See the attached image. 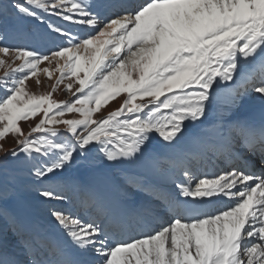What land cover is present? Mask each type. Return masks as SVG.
Listing matches in <instances>:
<instances>
[{"label": "snow or ice", "instance_id": "snow-or-ice-1", "mask_svg": "<svg viewBox=\"0 0 264 264\" xmlns=\"http://www.w3.org/2000/svg\"><path fill=\"white\" fill-rule=\"evenodd\" d=\"M10 7L44 26L31 37L37 43H66L48 54L0 45L7 58L0 59V141L15 140L0 151L23 156L33 181L49 185L39 196L58 202L66 198L54 187L62 173L95 153L119 173L126 199L109 209L88 196L93 219L52 208L58 235L17 233L11 250L0 242V264H264V123L232 115L245 95L264 99V0H11ZM9 14L0 4V16ZM48 16L87 31L75 35ZM53 60L60 78L52 91H28L38 66ZM39 70L52 78L49 68ZM65 78L74 99L56 101ZM121 94L119 107L101 114ZM71 113L81 118L65 119ZM38 114L25 134L20 122ZM207 125L230 170L208 174L187 155L160 154L158 146L174 149L189 129ZM216 151L209 143L206 152ZM221 198L230 203L209 212ZM137 231L139 238L118 239Z\"/></svg>", "mask_w": 264, "mask_h": 264}, {"label": "rangeland", "instance_id": "rangeland-1", "mask_svg": "<svg viewBox=\"0 0 264 264\" xmlns=\"http://www.w3.org/2000/svg\"><path fill=\"white\" fill-rule=\"evenodd\" d=\"M9 9V15L0 16V45L19 46L34 48L43 54H48L49 51L55 47L64 44L66 41L56 40L37 43L31 37L42 31L44 26L40 25L38 21H33L29 18L17 17L12 15L14 12L11 9V0H0ZM47 19L53 23L58 24L59 19L55 16H48ZM0 59H7L0 54ZM21 63L16 61L15 64ZM64 64V61H60ZM49 68L52 72V78L48 79L47 75L39 69ZM67 73V69H64ZM4 69L0 68V76L3 75ZM83 77L84 73L79 74ZM39 78L40 84L37 85L36 79ZM60 78V70L57 69L56 61L53 60L51 64L44 62L38 66L37 76L29 79L27 84L28 91L37 95L46 94L52 91V84L57 83ZM75 77L71 80L75 81ZM70 81L65 78L58 88L52 94V98L56 101H69L74 99L70 92L65 90V85ZM79 87L77 83L73 84V91ZM0 95H3L0 92ZM126 94H121L116 100L111 101L106 107L102 108L101 114L119 107ZM40 118L38 114L36 118L28 122H20L25 134L29 131V126L34 125ZM81 118L78 113L66 114L65 119ZM95 118V117H94ZM63 127L62 125L60 126ZM4 149H12L15 147V140L9 135L3 141ZM96 154H89L88 156H80L73 161L72 165L67 168L56 181L54 185L56 191L62 193L66 198L63 202L45 201L38 194V189L48 187L46 183L41 186L39 183L33 181L28 169L29 165L25 163L24 157L15 159L12 157H5L3 151H0V242L9 250L16 244L18 236L17 233H22L25 236L34 234H42L50 237L58 235L56 228L49 213L52 208H60L76 215L74 211L73 192L76 189L74 185L81 181L85 176L91 174L94 170L103 168L102 162L95 158ZM115 176L113 184L124 191L118 172L113 173ZM134 196L140 193L133 191ZM75 212V213H74Z\"/></svg>", "mask_w": 264, "mask_h": 264}, {"label": "bare ground", "instance_id": "bare-ground-1", "mask_svg": "<svg viewBox=\"0 0 264 264\" xmlns=\"http://www.w3.org/2000/svg\"><path fill=\"white\" fill-rule=\"evenodd\" d=\"M58 24L65 28H70L75 35H84L87 31L86 27L79 25H70L62 20L58 21ZM66 43V42H65ZM61 64V63H60ZM264 111V99H261L258 94L249 93L242 97L238 103V106L233 111V118H240L247 120L253 124L260 125L264 123V116L261 113ZM209 143L216 145L217 151L215 154L206 152V148ZM158 150L162 156L169 159L176 160L182 155H187L192 159V164L199 167L201 172H207L208 174H219L221 172L230 170L233 161L221 154L222 146L219 140L216 138V133L211 125L196 126L189 129L187 133V139L184 143L176 148L159 147ZM257 174H260V169H255ZM115 171L101 168L94 170L91 174L85 176L81 181H78L74 187L76 189L73 192L74 195V212L76 215L84 219L95 218L92 211L83 203L88 196H94L101 205L109 209H116L122 205L126 199L125 191L113 184ZM160 183L163 185L167 183V178L162 176ZM141 193L135 196L137 199L141 197ZM215 199V198H214ZM230 201L227 198H221V202L218 204H212L208 206L209 212H216L218 208H225ZM161 224L165 223L163 219ZM157 227L159 224L156 225ZM141 233L128 232L118 239L121 241H129L132 238H139ZM56 236V235H54ZM41 259H55L51 255L40 257Z\"/></svg>", "mask_w": 264, "mask_h": 264}]
</instances>
